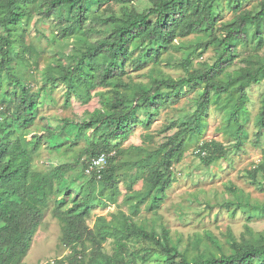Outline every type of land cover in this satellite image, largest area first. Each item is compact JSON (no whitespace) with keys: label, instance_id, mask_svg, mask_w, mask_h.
<instances>
[{"label":"trees","instance_id":"16d2710c","mask_svg":"<svg viewBox=\"0 0 264 264\" xmlns=\"http://www.w3.org/2000/svg\"><path fill=\"white\" fill-rule=\"evenodd\" d=\"M149 1L152 6L147 12L140 13L129 8L135 0H0V264H26L23 260L30 251L34 235L45 218L52 198V212L61 225V242L74 252L68 258L55 260V264H86L83 253L88 241L96 246L97 255L91 259L94 264H137L135 260L125 259L128 245L120 239L116 240L113 254L102 251V241L109 234L108 230L103 226L100 230H94L87 224L93 206L97 205L96 197L103 192L95 195L91 191L92 185L99 184L111 191L108 198L101 201L102 205L108 206L118 199L119 157L127 149H113L112 141H124L130 137L134 125L140 122L139 109H158L185 87L198 85L203 90L196 101L191 121L184 122L178 131L168 136L158 148L149 151L147 156L129 162L131 167L136 168L134 181L143 180V189L134 190L130 184L126 200L137 197L141 203L150 199L152 208L160 206L166 191L175 183L173 164L183 159L190 142L199 137L205 126L204 116L208 106L217 102L222 94H226V98L234 103L235 108L230 115L239 125L238 130L242 128L239 114L248 99L247 87L264 77V55L257 52L264 48V0L260 1L259 10H244L232 21L223 24L219 34H214V29L220 0ZM112 2L123 7L122 14L110 13L98 20L112 27V32L89 45L74 64L65 66L59 63L57 72L51 69L46 73L45 85L63 82L67 99L72 95H84L81 97L86 102L92 95V89L112 87L100 92L103 108L94 110L87 120L73 125L80 133L92 130L93 137H98L87 148L91 158L101 153L115 152L109 155L100 178L85 172L89 179L86 192L78 197L79 192L68 204L70 186L65 184V174L73 165H58L46 173L32 167L33 155L41 137L33 135L31 140L26 138L39 114V92H33L18 80L12 72V62L15 56L25 60L26 53L33 49L25 41L26 23L33 13L43 16L58 14L61 21L68 24L63 29V33H66L75 27L87 26L92 3L102 6ZM229 4L235 10L241 7L239 0H229ZM154 15L157 16L156 20L151 19ZM90 32H93V28L88 27L86 34ZM196 33L211 37L208 43L216 49L213 63H206L203 69L190 72L187 77L178 80L171 76L155 78L150 83H134L124 79L129 64L140 70L148 61L158 63L163 52L173 47L178 37ZM243 45L256 52L244 58V65L230 70L239 58ZM191 54L183 61L186 69L192 64ZM257 57L258 60L255 59ZM109 91L112 95H108ZM261 116L264 126V102ZM17 130L27 133L14 138ZM49 133L55 135L53 131ZM59 146L60 143L55 144V147ZM131 149L140 154L145 151V146ZM200 150L201 153H209L206 157L208 163L224 156L223 145L215 140L203 143ZM88 164L89 160L84 165V171ZM260 170L264 172L263 165ZM256 171L250 172L253 180H256ZM245 204L264 212V203L247 201ZM125 232L128 237L139 236L154 243L167 258L165 264H264V245L241 243L233 236L230 239V253L222 251L216 254L210 251L209 255L192 257L188 251L180 250L178 244L172 242L168 229L159 234L128 217ZM79 245L82 256H79Z\"/></svg>","mask_w":264,"mask_h":264},{"label":"rangeland","instance_id":"374dc122","mask_svg":"<svg viewBox=\"0 0 264 264\" xmlns=\"http://www.w3.org/2000/svg\"><path fill=\"white\" fill-rule=\"evenodd\" d=\"M239 1L241 7L235 10L229 0H220L216 9L218 20L214 34L221 33L222 25L232 21L242 11L255 12L261 7V0ZM151 6L149 0H135L129 8L145 13ZM122 12L123 7L117 3L102 6L92 3L87 26L75 27L66 33H63V29L68 24L61 21L58 14L43 16L35 12L25 29L26 44L33 49L26 53L25 60L15 56L12 62V72L17 75L18 80L33 92H39V114L26 138L31 140L33 135L41 137L33 155L32 167L46 173L58 165H73L65 174V184L70 186L68 204L79 192L78 197L86 192L89 179L85 175L84 165L91 159L87 148L92 146V140L98 139L93 137L92 130L80 133L73 123H81L94 110L103 108L100 92L112 87L92 89V95L86 102L81 97L84 95H72L67 99L63 82L45 85L46 73L51 69L57 72L59 63L65 66L74 64L79 54L89 45L112 32V27L98 20L110 13L121 15ZM156 18V15L151 17L152 20ZM88 27L93 28V32L86 34ZM210 38L203 33L178 37L173 47L163 52L160 62L148 61L140 70L129 64L124 79L134 83H150L155 78L171 76L178 80L187 77L190 72L203 69L206 63L215 61L216 49L213 44L208 43ZM201 44L204 45L201 47ZM20 52H23V48ZM255 52L250 47L241 46L239 58L229 69L244 65V58ZM257 52L264 55V48ZM190 53L193 54L192 64L186 69L183 61ZM255 59L258 60V57ZM202 91L198 85L185 87L158 109H139L140 122L134 125L130 137L124 141H112L113 149H127L119 157L121 167L117 185L120 191L118 199L108 206L102 205L101 201L104 202L111 191L99 184L92 185L91 191L95 195L102 191L103 195L101 193L96 197L97 205L93 206L87 220L90 228L100 230L103 226L109 232L102 241V251L113 254L116 240L120 239L128 245L126 260H135L137 264H165L167 258L154 243L139 236H127L125 228L128 217L159 234L168 229L172 242L178 244L180 250L188 251V255L192 257L209 255L210 251L216 254H221L222 251L230 253L231 236L241 243L264 245V212L245 204L247 201L253 204L264 203V172L260 170V166H264V126L261 124L264 77L247 87L248 99L239 114L241 129L238 130L239 125L230 115L235 106L226 98V94H222L217 102L208 106L204 116V129L199 137L190 142L183 159L173 164L176 181L166 191L159 207L151 208L150 199L141 203L137 197L126 200L130 184L134 190L143 189V180L134 181L136 168L131 167L129 162L147 156L149 151L158 148L168 136L178 131L184 122L191 121ZM108 95H112V92L109 91ZM170 125L172 127L168 130ZM49 131L55 132V135H50ZM25 133L27 131L17 130L13 137H23ZM211 140L223 145L224 156L208 163L206 157L209 153H201L200 148L203 143ZM59 143L61 146L55 147ZM134 146H145V151L139 154L131 149ZM255 170L257 175L256 180H253L250 172ZM101 196L103 197L100 198ZM53 207L52 198L45 218L34 235L30 251L23 260L26 264L57 261L74 253L71 247L61 242V225L53 215ZM78 248L81 251L80 245ZM96 255L95 244L86 242L83 253L86 264H94L91 259ZM79 256H82V251Z\"/></svg>","mask_w":264,"mask_h":264},{"label":"built area","instance_id":"2783aa9c","mask_svg":"<svg viewBox=\"0 0 264 264\" xmlns=\"http://www.w3.org/2000/svg\"><path fill=\"white\" fill-rule=\"evenodd\" d=\"M113 154L114 152L101 153L97 157H92L89 160V164L85 170L86 174L89 176L96 175L98 178H100L102 176V171L104 170V168L108 163L109 155H113ZM42 264H55V260H47Z\"/></svg>","mask_w":264,"mask_h":264}]
</instances>
